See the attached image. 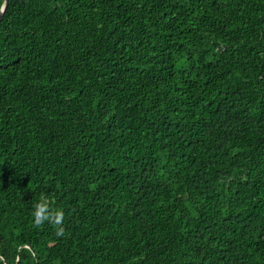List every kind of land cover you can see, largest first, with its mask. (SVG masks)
I'll return each mask as SVG.
<instances>
[{
	"label": "trees",
	"instance_id": "1",
	"mask_svg": "<svg viewBox=\"0 0 264 264\" xmlns=\"http://www.w3.org/2000/svg\"><path fill=\"white\" fill-rule=\"evenodd\" d=\"M0 264H264V0H8Z\"/></svg>",
	"mask_w": 264,
	"mask_h": 264
},
{
	"label": "clouds",
	"instance_id": "2",
	"mask_svg": "<svg viewBox=\"0 0 264 264\" xmlns=\"http://www.w3.org/2000/svg\"><path fill=\"white\" fill-rule=\"evenodd\" d=\"M34 224L36 227L51 223L57 228V235L64 234V212L62 210H53L46 200L37 202L32 212Z\"/></svg>",
	"mask_w": 264,
	"mask_h": 264
},
{
	"label": "water",
	"instance_id": "3",
	"mask_svg": "<svg viewBox=\"0 0 264 264\" xmlns=\"http://www.w3.org/2000/svg\"><path fill=\"white\" fill-rule=\"evenodd\" d=\"M7 4H8V0H3V3L1 5V7H0V22H1V19H2L4 10H5L6 6H7Z\"/></svg>",
	"mask_w": 264,
	"mask_h": 264
}]
</instances>
